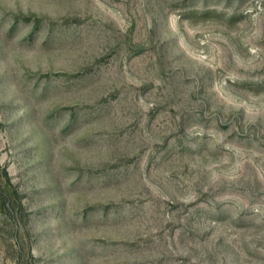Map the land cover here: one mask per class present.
<instances>
[{
    "label": "rangeland",
    "instance_id": "374dc122",
    "mask_svg": "<svg viewBox=\"0 0 264 264\" xmlns=\"http://www.w3.org/2000/svg\"><path fill=\"white\" fill-rule=\"evenodd\" d=\"M0 264H264V0H0Z\"/></svg>",
    "mask_w": 264,
    "mask_h": 264
}]
</instances>
